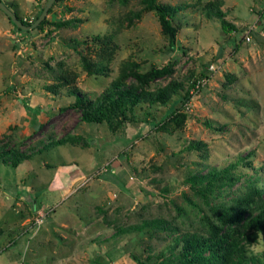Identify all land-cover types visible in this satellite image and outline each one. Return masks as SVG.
<instances>
[{
  "label": "rangeland",
  "instance_id": "rangeland-1",
  "mask_svg": "<svg viewBox=\"0 0 264 264\" xmlns=\"http://www.w3.org/2000/svg\"><path fill=\"white\" fill-rule=\"evenodd\" d=\"M2 1L32 24L49 0ZM157 2L177 9L174 48L144 0H56L28 31L0 8V151L25 157L0 160V264H184L188 236L227 231L220 213L264 189V0ZM166 65L145 89L177 82L167 103L115 129L81 120L78 94ZM226 167L210 189L187 181ZM242 241L229 264H264V231Z\"/></svg>",
  "mask_w": 264,
  "mask_h": 264
},
{
  "label": "trees",
  "instance_id": "trees-1",
  "mask_svg": "<svg viewBox=\"0 0 264 264\" xmlns=\"http://www.w3.org/2000/svg\"><path fill=\"white\" fill-rule=\"evenodd\" d=\"M58 1V0H57ZM148 8L157 11L160 18L162 31L169 36L170 46L174 48L177 43L178 28L173 23L177 9L170 5L158 3L157 0H144ZM220 14V13H219ZM39 16V15H38ZM219 16L222 17V14ZM21 18V17H20ZM39 18V17H38ZM11 19V18H10ZM25 25H31L21 18ZM43 20L41 24L45 23ZM19 30H22L17 26ZM222 28L226 31H232L234 27L226 19H223ZM134 67L138 64L134 63ZM173 69L166 65L164 67L153 66L147 72H140L138 69L131 71V76L135 82L126 83L123 78L119 77L112 81L111 85L98 97L89 98L85 95L78 94L75 99L74 107L79 109L81 120L85 122H97L99 124L108 123L109 127L115 129L128 121L130 112L141 102L148 101L153 103L165 104L171 99L173 93H176L179 86L177 82H169L166 86L158 88L156 91L145 89V85L150 80L159 79L170 75ZM192 87L197 90V82L192 83ZM189 94V93H188ZM191 95H188L187 100ZM182 115L173 114L170 118L171 122L178 125ZM162 124L160 128L166 129L169 124ZM65 140L60 139L55 145L63 144ZM11 153V159H7ZM5 159L13 166H18L23 162L25 157L21 152L14 149L0 151V160ZM231 174L230 168L214 169L205 175H195L187 179L191 185L198 182L205 183L206 188L210 189L217 181L228 179ZM203 191V190H201ZM255 196L258 197L255 200ZM264 189L254 188L249 194L248 200L254 201L255 206L252 209L251 203L248 201L247 207L240 210H225L220 213L221 221L228 227V230L218 233L219 226H214L216 233L210 234L206 238L193 234L186 238L184 246V264H229L234 257L243 259L247 257L246 242H253L257 239L258 233L264 231ZM259 201V202H256ZM250 204V205H249ZM247 212V215L244 213ZM251 228L252 233L248 237H242V228ZM210 251L211 255L207 256L206 252ZM138 264H142L138 260Z\"/></svg>",
  "mask_w": 264,
  "mask_h": 264
},
{
  "label": "water",
  "instance_id": "water-1",
  "mask_svg": "<svg viewBox=\"0 0 264 264\" xmlns=\"http://www.w3.org/2000/svg\"><path fill=\"white\" fill-rule=\"evenodd\" d=\"M55 1L56 0H49L39 18L35 20L31 25H25L20 16L2 0H0V8L9 16V18H11L10 20H12L18 27H20L24 31H28L36 28L37 25L47 17V14Z\"/></svg>",
  "mask_w": 264,
  "mask_h": 264
},
{
  "label": "built area",
  "instance_id": "built-area-1",
  "mask_svg": "<svg viewBox=\"0 0 264 264\" xmlns=\"http://www.w3.org/2000/svg\"><path fill=\"white\" fill-rule=\"evenodd\" d=\"M247 38H248V39H250V36H249V35H247ZM197 87L199 88V83L197 84Z\"/></svg>",
  "mask_w": 264,
  "mask_h": 264
}]
</instances>
